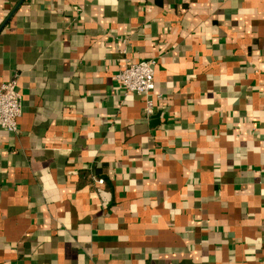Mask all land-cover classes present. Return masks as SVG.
<instances>
[{
	"label": "crops",
	"instance_id": "0c3cea01",
	"mask_svg": "<svg viewBox=\"0 0 264 264\" xmlns=\"http://www.w3.org/2000/svg\"><path fill=\"white\" fill-rule=\"evenodd\" d=\"M15 75L0 264H264V0H0Z\"/></svg>",
	"mask_w": 264,
	"mask_h": 264
},
{
	"label": "built area",
	"instance_id": "2783aa9c",
	"mask_svg": "<svg viewBox=\"0 0 264 264\" xmlns=\"http://www.w3.org/2000/svg\"><path fill=\"white\" fill-rule=\"evenodd\" d=\"M155 61H133L123 67L115 76L126 93L145 96L144 111L147 116L155 113ZM23 113V98L17 88V78L0 84V126L11 133L19 131V118ZM103 185L104 178H95Z\"/></svg>",
	"mask_w": 264,
	"mask_h": 264
}]
</instances>
